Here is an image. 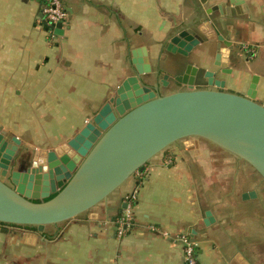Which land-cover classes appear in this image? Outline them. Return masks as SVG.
<instances>
[{
  "label": "crops",
  "instance_id": "1",
  "mask_svg": "<svg viewBox=\"0 0 264 264\" xmlns=\"http://www.w3.org/2000/svg\"><path fill=\"white\" fill-rule=\"evenodd\" d=\"M61 1L68 17L57 34L45 0H0V133L8 144L20 140L6 181L25 171L26 153L73 138L129 76L162 94L177 90L184 52L199 86L210 70L224 90L245 94L256 76V100H264V0ZM184 29L202 41L178 45ZM219 52L229 72L215 66ZM259 179L232 154L186 138L97 205L95 219L84 214L43 233L0 223V264H185L178 236L196 242L200 264H264ZM134 190L132 220L118 236L113 220Z\"/></svg>",
  "mask_w": 264,
  "mask_h": 264
},
{
  "label": "water",
  "instance_id": "2",
  "mask_svg": "<svg viewBox=\"0 0 264 264\" xmlns=\"http://www.w3.org/2000/svg\"><path fill=\"white\" fill-rule=\"evenodd\" d=\"M61 28L56 24L55 32L61 34ZM189 34L181 30L178 45L189 49L202 41ZM184 56L185 70L174 77L182 85L177 90L162 94L138 75L129 76L81 131L53 150L36 151L31 167L12 171L9 181L5 177L20 140L14 137L8 144L0 133V155L8 145L0 162V223L43 233L48 225L84 214L95 219L97 205L134 175L144 174L152 158L186 138L206 140L232 154L264 182V100H256L257 77L245 94L224 90L210 70L203 72L206 83L199 86V68ZM223 58L219 52L214 64L229 72Z\"/></svg>",
  "mask_w": 264,
  "mask_h": 264
},
{
  "label": "built area",
  "instance_id": "3",
  "mask_svg": "<svg viewBox=\"0 0 264 264\" xmlns=\"http://www.w3.org/2000/svg\"><path fill=\"white\" fill-rule=\"evenodd\" d=\"M43 16L52 31V29L56 27V24H66L68 14L61 0H45ZM137 175L143 176V174ZM136 194L137 191L134 190L129 196H127L126 205L128 208L125 209V212L121 214L120 217L113 220L117 232L116 234L118 236H122L126 232V229L132 220L129 207L134 203ZM163 235L167 238L169 237L167 232H164ZM174 241L180 244L183 249L185 264H200L196 256V242L193 239L189 236H178Z\"/></svg>",
  "mask_w": 264,
  "mask_h": 264
},
{
  "label": "rangeland",
  "instance_id": "4",
  "mask_svg": "<svg viewBox=\"0 0 264 264\" xmlns=\"http://www.w3.org/2000/svg\"><path fill=\"white\" fill-rule=\"evenodd\" d=\"M26 156H24L23 158H22V161H23V163H22V166H25L26 168H28V167H31V163H32V157L31 156H27V155H29V154H25ZM172 159L173 158H171V156L169 155V156H167L166 157V159H165V163H166V165H170L171 163H172ZM134 177L135 178H137V177H139L138 175H134ZM260 178V177H259ZM212 180V179H211ZM259 180H261V178L259 179ZM261 182H263L262 180H261Z\"/></svg>",
  "mask_w": 264,
  "mask_h": 264
},
{
  "label": "trees",
  "instance_id": "5",
  "mask_svg": "<svg viewBox=\"0 0 264 264\" xmlns=\"http://www.w3.org/2000/svg\"><path fill=\"white\" fill-rule=\"evenodd\" d=\"M141 178H142V176H139V177H138V179H141ZM116 218H118V217H116ZM51 226L53 227V226H58V225H51ZM23 227L28 228V229H33V230H35V227H30V226H23ZM45 234H46V232H45ZM47 237L50 238L51 235H47Z\"/></svg>",
  "mask_w": 264,
  "mask_h": 264
},
{
  "label": "flooded vegetation",
  "instance_id": "6",
  "mask_svg": "<svg viewBox=\"0 0 264 264\" xmlns=\"http://www.w3.org/2000/svg\"><path fill=\"white\" fill-rule=\"evenodd\" d=\"M179 64V63H178ZM171 158H172V156H171Z\"/></svg>",
  "mask_w": 264,
  "mask_h": 264
}]
</instances>
